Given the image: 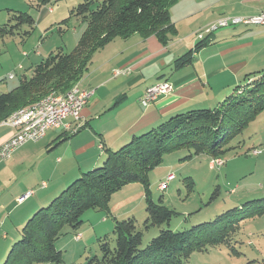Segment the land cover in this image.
<instances>
[{
  "label": "trees",
  "instance_id": "obj_1",
  "mask_svg": "<svg viewBox=\"0 0 264 264\" xmlns=\"http://www.w3.org/2000/svg\"><path fill=\"white\" fill-rule=\"evenodd\" d=\"M48 2L37 0L31 6L39 11ZM174 2L101 0L94 3L85 0L80 3L74 8L73 15L86 27L77 44L69 53L59 49L49 54L31 68L30 76L22 75L14 88L0 93V123L13 112L47 95H64L86 75L92 56L115 39L139 34L142 37L155 36L164 46L172 42L171 36L176 29L170 21V7ZM35 25L33 15L9 11L7 22L0 25V37L20 34L23 26H28L29 30L23 33V36H28ZM202 33H197V36ZM212 42L206 36L195 43L193 48L176 59L175 69L192 64L194 55ZM245 80L246 85L236 87L234 93L217 107L175 115L148 132L133 137L117 150H105L99 167L80 170L56 198L46 207L39 208L22 225L10 241L0 264H61L62 251L58 250L56 242L64 236L65 229L76 232L84 215L91 211L104 213L112 219V224L109 227L111 234L104 233L103 238L98 239L100 257L95 256L86 264H187L193 252H208L211 248L231 244L241 221L264 215V198L229 209L211 222L173 231L169 223L177 213L163 205L162 198L158 203L151 199L148 174L162 163L164 155L182 148L188 151L185 160L201 154L212 159L221 158L235 148L231 142L264 111V70L246 75ZM83 127L82 123L70 133L74 135ZM98 148L104 151L102 142ZM133 183H139L144 190L143 230H157V235L145 246H142L143 232L136 220L129 217L118 221L110 211L112 195ZM79 234L74 236L79 237Z\"/></svg>",
  "mask_w": 264,
  "mask_h": 264
},
{
  "label": "rangeland",
  "instance_id": "obj_2",
  "mask_svg": "<svg viewBox=\"0 0 264 264\" xmlns=\"http://www.w3.org/2000/svg\"><path fill=\"white\" fill-rule=\"evenodd\" d=\"M36 1L0 0V25L7 22L8 12L12 10L31 14L36 22L28 36H23L24 31L29 30L28 26H23L20 34L0 37V88L2 89L15 87L24 69L26 73L23 75L30 76L29 59L40 62L59 49H62L64 53L71 52L85 30L86 24L73 15L74 8L85 0H49L45 6L40 7L39 11L31 6V3L35 4ZM89 1L97 3L101 0ZM200 4L201 2L196 0H176L171 5L170 21L176 29V33L171 37L173 44H178L173 50L175 53L183 52L184 54L190 50L191 47L186 45L190 41L188 37L194 36L197 39V33L211 29V25L218 19L250 18L247 13L241 11L242 8L230 2H225L226 5L228 4L227 11L221 14L218 13V9L223 7L222 4L214 3L211 9L204 13L203 11L198 12ZM48 8L52 9L51 13L47 11ZM194 12L198 13L193 15ZM212 12L215 14L212 21L202 27L203 29L194 31L197 28L195 24L201 21L205 14ZM229 28L208 31L212 33L211 36L207 32L202 33L201 38L197 39L194 44L205 39L206 36L211 40L219 36L228 37L227 40H230L229 37L235 34L234 38L238 40L235 44L243 48L240 52L241 59L254 63L264 61V38L256 35L258 32H263L264 27L253 26L247 30L248 32H242V35L236 34L237 31H241L240 28L233 27L237 28L235 30ZM213 46L208 47L210 48L208 51H211ZM23 53H27L28 57H25ZM212 55L213 52L204 53L200 60L203 61ZM94 59L99 60L100 56L97 54ZM176 59L172 61V67L167 66L166 76H169L172 69L175 70ZM19 64L23 66V71L18 73L19 75H16L14 79L7 80L8 75L15 72ZM194 64L197 66L193 69L198 72L209 68L207 62H204L203 66L200 61ZM151 66L154 67V64H150L149 67ZM190 69L192 65L189 66ZM118 71L124 72L123 70ZM99 80L100 77L97 78V82ZM80 81L74 86H78ZM94 84L92 83L91 87L95 86ZM240 84L241 86L246 85L244 81ZM80 90L85 89L80 88ZM231 145L235 148L228 150L221 158L214 159L207 154H201L185 160L184 157L188 155V151L182 148L164 155L162 163L149 172L148 183L151 199L158 203L162 198L163 205L177 213L169 223L171 230H188L193 226L211 222L225 211L238 208L245 202L264 198V111L250 122L248 127L231 142ZM42 150L37 142L28 143L19 148L10 159L0 158V196L4 195L1 203L8 199L17 200L26 192L34 191V195L22 202L18 201L19 199L18 202L15 200L16 204L22 206L21 209L24 210L19 217L25 215L26 212L30 214L24 223L39 208L46 207L66 187V185L63 186L62 177L64 165H59L56 161L57 158H61L58 155L60 152ZM217 162L220 164L218 165ZM76 168L77 165H75ZM168 175H173L174 179L163 186ZM42 183L47 186L41 187ZM143 194L142 185L133 183L113 194L109 205L113 217L118 221L129 217L136 220L143 232L142 246H145L152 237L157 235V230L150 228L146 231L142 228L145 219ZM43 200L46 201L42 203ZM35 204L38 206L36 209H34ZM19 210L14 211L13 215ZM28 210L33 211L31 213ZM6 213L5 209H0V220ZM111 224L112 219L107 218L104 213L91 211L84 215L83 223L76 232L65 229L64 236L56 242V247L62 251L63 262L61 264H86L89 259L95 256L100 257L98 239L104 233L111 234L109 228ZM7 225L4 228L9 227ZM4 228L0 232V238L6 234ZM77 233H80L79 237L74 236ZM187 264H264V215L241 221L231 244L211 248L208 252H193Z\"/></svg>",
  "mask_w": 264,
  "mask_h": 264
},
{
  "label": "crops",
  "instance_id": "obj_3",
  "mask_svg": "<svg viewBox=\"0 0 264 264\" xmlns=\"http://www.w3.org/2000/svg\"><path fill=\"white\" fill-rule=\"evenodd\" d=\"M196 1L201 2L198 12L203 11V13L210 10L214 3L223 6L218 9L219 14L226 13L228 4L226 5L225 2H230L242 8L241 11L247 13L249 17L264 14V0ZM47 11L51 13L52 9L48 8ZM198 12H194L193 15ZM214 15V12L205 14L202 20L195 24L197 28L194 31L203 29L202 27L212 21ZM236 27L240 28L241 31L236 32L240 35L242 32H248L247 30L253 26ZM263 27L264 25L257 26V28ZM256 35L259 38H264V31L258 32ZM235 36V34L230 36V40H227L228 37L225 36L215 37L209 46L194 55V60L190 64L192 69L189 70L190 65L172 69L169 76H166L167 66L172 67V61L183 53L173 51L178 45L173 44V41L164 46L155 36L142 37L139 34H134L126 39H115L96 52L92 56L87 75L78 85L82 89L93 92L81 113V122L84 127L74 135L64 129L50 130L37 142L41 145L42 151L60 152L58 155L61 158H57L56 161L59 165H64L63 186H67L77 177L80 170L87 171L100 165L105 157V150H117L133 137L148 132L175 115L190 110L217 107L224 98L234 93L236 87L241 86V81L246 83V75L261 71V69L264 70V61L254 63L241 59L240 52L243 48L235 44L238 42L237 38H234ZM193 37H188L190 41L186 44L187 47L194 46L197 39ZM212 45H214L211 47L212 50L208 51L210 49L208 47ZM207 52H213L212 57L200 60L201 56ZM97 54L100 56L99 60L94 59ZM23 55L28 57L27 53H23ZM28 61L29 68H33L39 62L33 59ZM199 61L201 66L204 62L209 63V68L201 69V72L194 70L193 68L197 66L194 63ZM150 64H154V67H149ZM18 66H21L22 69L16 68L17 76L23 71V66L20 64ZM118 70L124 72L114 73ZM25 73L24 69L22 75ZM98 77L100 80L97 82ZM159 81H167L171 84L170 92L160 96L148 107H142L139 101L146 89ZM92 83H95V86L91 87ZM5 89H12V87L3 88L2 93L10 91ZM65 122L71 127L73 126L71 119H67ZM12 134H14V129L0 123V145ZM100 142L104 145V151L98 148ZM16 152L17 150L13 154ZM75 165H77L76 169ZM54 172L57 174L56 170ZM3 198L4 195L0 196V209H5L7 213L0 220V232L3 231L6 224L9 227L4 228L6 234L0 238L2 245H0V262L5 258L10 241L18 234V228L22 227L26 217L30 215L26 212L25 215L19 217V214L24 211L21 209L22 206L16 204V199H8L1 203ZM44 201L46 200H43L42 203ZM17 209L20 210L13 215ZM28 211L32 213L33 210ZM10 234H12L11 238L7 242Z\"/></svg>",
  "mask_w": 264,
  "mask_h": 264
},
{
  "label": "built area",
  "instance_id": "obj_4",
  "mask_svg": "<svg viewBox=\"0 0 264 264\" xmlns=\"http://www.w3.org/2000/svg\"><path fill=\"white\" fill-rule=\"evenodd\" d=\"M241 25H264V14L250 18H222L214 22L211 25V29L206 32L210 33L208 31L213 32L218 28H229ZM206 32H203V34ZM201 36L202 34L197 38L200 39ZM17 69L21 70L22 68L21 66H18ZM13 73H10L7 79H14L16 73ZM118 73L120 72H116V74ZM170 90L171 84L168 82L156 83L146 89L139 103L142 107H148L160 96L169 93ZM92 94L93 92L80 90L78 86H74L64 95L50 94L30 106L13 112L6 120L1 122V125L14 129V134L0 145V158L3 160L10 159L16 150L25 144L38 142L50 130L64 129L65 131H76V129L82 124V110L88 103L90 95ZM67 119H71L73 124L75 123L74 127H71L70 124L65 122ZM217 164L219 165L220 162H217ZM168 177L163 186H166L168 182H171L174 179L173 175H168ZM45 186L46 184L43 183L42 187ZM32 195L33 192L28 191L17 200L22 202Z\"/></svg>",
  "mask_w": 264,
  "mask_h": 264
}]
</instances>
